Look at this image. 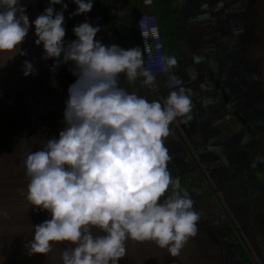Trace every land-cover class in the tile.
Listing matches in <instances>:
<instances>
[{
	"label": "crops",
	"instance_id": "crops-1",
	"mask_svg": "<svg viewBox=\"0 0 264 264\" xmlns=\"http://www.w3.org/2000/svg\"><path fill=\"white\" fill-rule=\"evenodd\" d=\"M93 1L90 24L100 28L95 39L103 45L139 47L136 19L151 11L166 28L164 57L177 60L172 68L165 62V75L155 76L154 89L143 86L142 77L130 85L123 74L120 86L149 101H162L171 90L169 77L175 76L192 101L191 119L178 118L170 125L165 146L172 157L169 171L200 214L197 234L176 257L153 241L129 239L118 264H236L237 260L264 264V0ZM49 2L20 0L31 25L20 46L26 55L18 49L0 51V264H62L63 251L74 247L52 242L46 255H30L26 247L34 227L50 219V214L27 200L30 178L23 161L47 140L59 139L66 125L64 116H57L48 120L46 130L31 132L25 94L69 87L78 78L71 61L53 71L56 59H43V44H35L32 22ZM62 4L67 9L61 4L53 8L54 13L63 11L67 46L77 39L73 29L80 23L74 18H86L89 12L72 15L78 7L73 0ZM117 11L122 12L121 18ZM26 60L35 69L27 77L23 75ZM234 110L246 125L232 114ZM235 228L242 248H237ZM92 234L104 233L93 228Z\"/></svg>",
	"mask_w": 264,
	"mask_h": 264
},
{
	"label": "clouds",
	"instance_id": "clouds-1",
	"mask_svg": "<svg viewBox=\"0 0 264 264\" xmlns=\"http://www.w3.org/2000/svg\"><path fill=\"white\" fill-rule=\"evenodd\" d=\"M72 15L90 12L92 0H73ZM50 0L32 22L35 44H43V59L55 58L53 71L71 61L77 80L68 88L64 111L66 127L59 139H49L41 150L23 161L28 183L27 200L50 219L34 227L26 245L29 254L46 255L52 242L74 247L62 253V264H118L126 255V241H153L172 257L180 255L196 236L200 214L178 178L168 169L172 157L165 146L170 125L191 119L192 101L175 76L161 100L149 101L119 84L120 77L156 88V78L144 67L139 47L105 46L100 31L88 22L74 27L76 40L65 46L63 11ZM206 6V5H205ZM20 0H0V51L20 50L30 28ZM62 56V60L60 59ZM167 68L177 64L165 56ZM24 61L23 75L34 74ZM98 228L103 235H93Z\"/></svg>",
	"mask_w": 264,
	"mask_h": 264
},
{
	"label": "built area",
	"instance_id": "built-area-1",
	"mask_svg": "<svg viewBox=\"0 0 264 264\" xmlns=\"http://www.w3.org/2000/svg\"><path fill=\"white\" fill-rule=\"evenodd\" d=\"M149 2L150 0H144V3ZM116 15L121 18L122 12L117 11ZM136 27L138 45L143 52L144 67L154 76H164L166 66L162 37L166 33V28L159 24L156 15L151 11H143L139 14ZM69 87L48 92H26L25 105L31 132H42L46 130L50 118L64 116L66 102L69 98Z\"/></svg>",
	"mask_w": 264,
	"mask_h": 264
},
{
	"label": "water",
	"instance_id": "water-1",
	"mask_svg": "<svg viewBox=\"0 0 264 264\" xmlns=\"http://www.w3.org/2000/svg\"><path fill=\"white\" fill-rule=\"evenodd\" d=\"M95 4H96V2L93 1V7H92L91 11L88 13V16H87L86 18L75 17V18H74L75 21L79 22L80 24H81V23H84V22H88V23H90V22L92 21V13H93V10H94V7H95ZM223 98H224V101H225V103H226V102H227V97H225V95H224ZM227 110H231V107L227 106ZM232 114H233L237 119H239L240 122H241L243 125H246V119L241 115L240 112L234 110V111H232Z\"/></svg>",
	"mask_w": 264,
	"mask_h": 264
},
{
	"label": "rangeland",
	"instance_id": "rangeland-1",
	"mask_svg": "<svg viewBox=\"0 0 264 264\" xmlns=\"http://www.w3.org/2000/svg\"><path fill=\"white\" fill-rule=\"evenodd\" d=\"M237 229L235 228L234 229V238H235V241L238 243V247L237 248H240L241 246H243V244H239V241H240V235H239V233H238V231H236ZM237 245V244H236ZM242 248V247H241ZM246 256H248V254L246 255ZM241 256H238V257H236L237 259H239ZM249 260V259H248ZM252 260L255 262V258L253 257L252 258ZM237 261H239V260H237ZM236 261V264H239V262H237ZM249 262H250V260H249ZM248 263V261L247 262H245V264H247Z\"/></svg>",
	"mask_w": 264,
	"mask_h": 264
},
{
	"label": "trees",
	"instance_id": "trees-1",
	"mask_svg": "<svg viewBox=\"0 0 264 264\" xmlns=\"http://www.w3.org/2000/svg\"><path fill=\"white\" fill-rule=\"evenodd\" d=\"M26 106V105H25Z\"/></svg>",
	"mask_w": 264,
	"mask_h": 264
}]
</instances>
